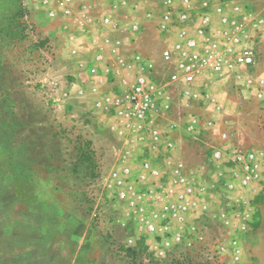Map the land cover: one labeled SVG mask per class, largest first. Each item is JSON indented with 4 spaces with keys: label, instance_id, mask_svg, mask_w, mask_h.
I'll return each instance as SVG.
<instances>
[{
    "label": "rangeland",
    "instance_id": "1",
    "mask_svg": "<svg viewBox=\"0 0 264 264\" xmlns=\"http://www.w3.org/2000/svg\"><path fill=\"white\" fill-rule=\"evenodd\" d=\"M232 1L235 11L229 12L242 31L241 47L227 53L225 61L233 63L249 47L254 64L229 67L237 64L239 70L227 79L231 86L222 100L179 98L172 118L183 112L202 121L208 112L220 110L217 121L226 125L227 138L218 137L217 148L227 155L261 148L255 150L260 157L264 0ZM150 27L142 29L149 34ZM66 38L37 26L25 0H0V264H264V165L245 186L240 174L225 166L215 183L211 144L207 146L215 136L178 132L182 155L176 159L187 160L201 148L196 157L209 163L202 177L195 171L192 177L185 175L194 189L187 197L188 210H179L178 193L184 188L167 174L173 167L164 176L141 179L131 163L145 157L144 151L131 150L133 173L118 178L122 149L92 131L84 105L56 99L51 85L43 84L54 80L64 89L69 75L61 64L66 54L59 50ZM145 42L150 50L158 46L150 34ZM208 77L207 82L213 80ZM165 117L159 113L160 121ZM237 130L249 134L240 138ZM204 185L206 204L200 195ZM165 186L171 202L154 213L150 194Z\"/></svg>",
    "mask_w": 264,
    "mask_h": 264
},
{
    "label": "crops",
    "instance_id": "2",
    "mask_svg": "<svg viewBox=\"0 0 264 264\" xmlns=\"http://www.w3.org/2000/svg\"><path fill=\"white\" fill-rule=\"evenodd\" d=\"M163 2L164 0H25L37 26L53 37L63 35L68 40L59 50L66 54L61 64L65 76L69 75V77L66 76L68 80L64 84V89L61 90V86L54 80L51 82L48 80L43 84L51 85L52 96L56 99L76 101L84 105L83 109L92 118L89 125L92 131L103 133L107 141L110 139L113 148L122 149L118 170H115L118 178L125 179L133 173L129 165L132 149L138 152L144 151L145 157L135 159L136 162L132 159L131 163L136 166V172L139 170L141 179L149 181L156 179L155 175H151L150 171L141 166L143 161H148L151 167L158 170V175L161 173L164 176L168 169L171 170L176 162L182 160L181 162L187 166L184 170L186 176L192 177L195 171L202 177L206 170L205 165L209 164L208 161L196 157L202 149L198 148L196 155L187 160L176 159L178 158L176 155H182V144L178 143L180 140L175 139L178 132L198 133V136L201 132H209L215 136L211 143L207 144V146L211 144L210 148H212V177L213 182L219 183L218 180H221L224 175V166L232 170L233 175L239 174V170L232 161V152L227 155L222 149L217 148L221 144L217 142V134L226 126L220 122L222 119L220 110L208 112V116L202 121L196 115L183 112L177 113V117L172 118L173 108L177 106L179 98L182 101L188 99L179 95V91L175 88L171 91L168 77L175 71L174 64L163 68L157 64L164 47L172 46L177 41L185 46L186 37L194 38L202 50L207 49L212 55L220 57L222 65L219 71L209 73L203 70L193 87L198 91L209 93L214 101L222 100L231 86L230 83L225 84L227 79L235 77V71L239 70L237 64L233 70L229 68L234 66L235 61L233 63L225 61L227 53L241 47L242 31L237 30V19L229 12L230 8L234 10L235 6L231 5L234 1L172 0L175 9L170 28L159 32L156 29L155 19L163 8ZM180 10L187 14L185 21L179 20ZM104 17H108L109 21L104 22ZM144 24L151 26L149 34L157 38L158 46L155 50H150L145 42L149 34L142 29ZM181 30L186 31L183 38L179 35ZM248 35L250 34L244 33V36L248 37ZM136 54L155 60L156 67L142 69L135 61ZM239 66L245 68L242 65ZM248 66L252 67V65ZM91 69L95 71L92 73ZM140 74L149 78V83L153 87L157 125L163 133H167V137L173 140L174 148L169 151L163 147V144L150 143L151 137L148 133L127 126L125 118L119 114L121 106L117 100L124 92L132 88L136 76ZM204 74L207 75L203 76ZM208 75L213 79L210 82L206 80L210 79ZM258 81L263 83L264 78L261 77ZM160 112L165 113V122L159 120ZM218 119L220 121H217ZM191 123L194 127L187 129ZM229 127H233V124L229 123ZM244 133L249 134L248 131L242 130L238 133V137L241 138ZM112 137L117 140H112ZM252 149L261 148L253 147ZM215 151L220 153L217 160H214L213 156ZM194 157L196 158L193 159ZM193 164H197L195 168ZM215 164L219 165V169ZM167 174L172 175L169 171ZM201 180L203 181L202 178ZM203 187L204 191L200 195L202 203L206 204L209 201L208 189L205 185ZM166 188L167 186L159 191L154 189L150 194V202H154L149 207L152 212L156 213L161 205L164 207L167 201L171 202L170 197L167 199ZM157 197L162 201L157 200Z\"/></svg>",
    "mask_w": 264,
    "mask_h": 264
},
{
    "label": "built area",
    "instance_id": "3",
    "mask_svg": "<svg viewBox=\"0 0 264 264\" xmlns=\"http://www.w3.org/2000/svg\"><path fill=\"white\" fill-rule=\"evenodd\" d=\"M187 1V0H184ZM175 6L172 0H164L163 8L159 11L158 18L155 19L156 29L159 32L169 30L172 23V16ZM187 14L180 10L179 20L185 21ZM104 22H108L109 18L104 17ZM202 32V31H200ZM181 38L185 37L186 31H179ZM185 46L180 41H177L172 46L164 47L160 53V61L157 65L165 67L169 64H174L175 71L170 73L168 77L169 86L171 91L173 88L178 90L180 95L185 96L189 100H198L203 98L206 101H214V98L205 91H198L194 89L193 84L199 78L203 70L210 72L219 71L222 65V60L217 55H212L207 49L202 50L192 37L185 38ZM135 61L142 69H154L156 62L153 59H148L143 55L136 54ZM235 62L248 66L254 62V56L249 48H243L235 55ZM92 73L94 69L90 70ZM149 78L144 74L137 75L135 83L129 91L124 92L117 100L121 106L119 114H121L126 121L127 126H131L139 131L149 134L153 144L161 145L166 150L174 148L173 140L167 137V133H163L157 125V108L156 99L152 93L153 87L149 83ZM192 123L187 126V129H192ZM218 137L221 140H226L227 134L225 131H220ZM256 149L234 150L232 151V161L235 167L239 170L240 182L242 185H247L254 178L258 177L259 169L264 165V151L260 153V157L255 151ZM214 159L220 157V153L215 151ZM263 157V158H262ZM143 168L150 171L151 175H157L158 170L149 165L148 161L142 162ZM186 166L184 162L178 161L172 168V178L178 184L183 185V190L178 193V207L179 210H188L189 200L187 197L194 192L193 186L187 181L184 174ZM169 192L174 193V188Z\"/></svg>",
    "mask_w": 264,
    "mask_h": 264
}]
</instances>
